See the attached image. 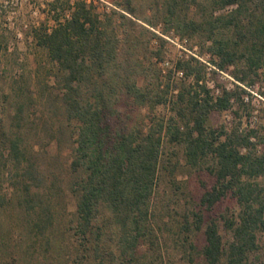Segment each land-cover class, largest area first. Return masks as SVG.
<instances>
[{
    "label": "trees",
    "instance_id": "obj_1",
    "mask_svg": "<svg viewBox=\"0 0 264 264\" xmlns=\"http://www.w3.org/2000/svg\"><path fill=\"white\" fill-rule=\"evenodd\" d=\"M151 1L157 8L148 11L155 13V21L134 16L131 0L118 5L136 20L154 26L161 23L165 33L174 31L181 40L193 43L210 55L219 70L234 67L238 81L254 78L264 83V0ZM11 2L0 0V47L5 48L6 33L16 27V22L14 26L10 22ZM98 3L45 0L39 4L43 18L27 32L53 64L61 108L73 132L74 234L84 245L96 241L95 261L90 263L116 261L114 256L111 261V254L103 255L104 241L96 226L102 216H108L114 226L123 260L137 252L141 241L151 238L163 177L180 189L175 178L180 149L190 169L206 170L215 180L201 199L203 207L212 209L229 196L238 205L237 215L227 220L233 233L228 244L214 220H207L204 211L193 212L194 231L204 228L205 261L219 264L225 258L227 264H264V254L259 255L260 236H264V136L240 126L212 127V115L229 110L236 94L222 89L215 96L206 81L205 65L194 56L179 59L173 70H165L164 38H158L156 47L151 46L152 38L143 44L130 26L122 37L115 18L100 11ZM121 17L124 23L128 20ZM159 108L171 115L156 113ZM143 110L147 111L144 121H137ZM12 145L18 153V144ZM30 166L26 178L32 184L26 187L24 203L34 212L33 185L41 179L35 165ZM35 226L44 237L49 226L39 222Z\"/></svg>",
    "mask_w": 264,
    "mask_h": 264
},
{
    "label": "rangeland",
    "instance_id": "obj_2",
    "mask_svg": "<svg viewBox=\"0 0 264 264\" xmlns=\"http://www.w3.org/2000/svg\"><path fill=\"white\" fill-rule=\"evenodd\" d=\"M96 1L100 11L115 18L122 37L125 27L130 26L143 44L152 38L151 46L156 47L158 38H164V50L168 52L167 63L162 64L165 70H173L179 59L194 56L205 65L206 81L215 96L221 94L222 89L236 94L229 110L212 115V127L232 129L240 126L257 130L264 136L262 80L251 78L242 83L234 76V67L219 70L211 62L210 55L201 52L193 43L181 40L174 31L165 33L161 23L148 25L126 13L118 5L124 4V0ZM131 1L134 16L154 17L155 21V13L148 11L149 7L157 8L155 2ZM43 2L45 0H12L8 5L10 22L13 26L16 22V27L5 35L8 47H0V264H76L77 260L91 264L95 261L96 241L84 245L74 234L77 197L72 188L73 132L61 108V91L54 82L53 64L27 34L29 26L43 18L39 7ZM121 15L127 16L125 23ZM156 113L171 115L165 108L157 109ZM141 114L135 117L137 121H144L147 111ZM13 142L18 144V153L13 150ZM176 152L180 171L175 178L180 189L170 186L169 180L163 177L155 202L154 234L141 241L133 256L121 259L119 248L122 244L113 235L114 226L108 216L96 222L97 231L102 235L100 239L104 241L103 255L107 258L111 254V261L114 256L117 262L113 264H208L202 255L206 245L204 228L201 231L193 229L194 211L197 214L204 211L207 220L218 224L224 243L232 242L233 233L227 220H233L238 213L235 200L229 196L212 209L203 207L201 199L215 180L206 170L190 169L182 151ZM16 156H20V160ZM31 163L41 179L33 185L37 196L34 212L27 210L24 203L26 187L32 184L26 178ZM36 222L49 226L44 237L36 231ZM260 247L262 257L264 236H260ZM219 264H227L226 259Z\"/></svg>",
    "mask_w": 264,
    "mask_h": 264
}]
</instances>
